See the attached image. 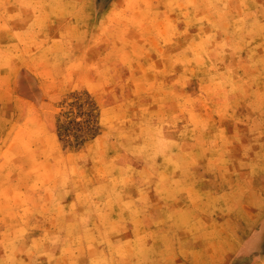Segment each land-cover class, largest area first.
<instances>
[{
  "label": "rangeland",
  "instance_id": "rangeland-1",
  "mask_svg": "<svg viewBox=\"0 0 264 264\" xmlns=\"http://www.w3.org/2000/svg\"><path fill=\"white\" fill-rule=\"evenodd\" d=\"M0 264H264V0H0Z\"/></svg>",
  "mask_w": 264,
  "mask_h": 264
},
{
  "label": "trees",
  "instance_id": "trees-1",
  "mask_svg": "<svg viewBox=\"0 0 264 264\" xmlns=\"http://www.w3.org/2000/svg\"><path fill=\"white\" fill-rule=\"evenodd\" d=\"M83 107H85V104L83 105ZM81 113L86 115V118H84L81 121L72 119L60 125L62 134H66L68 137H74L76 139L85 138L87 135L93 134V131H95L96 129L94 127L95 125L92 124L93 123V118H92L93 109L88 108V111L85 112L82 110Z\"/></svg>",
  "mask_w": 264,
  "mask_h": 264
}]
</instances>
